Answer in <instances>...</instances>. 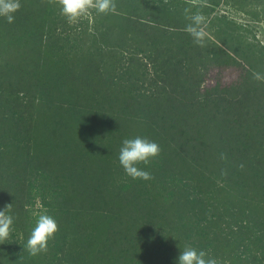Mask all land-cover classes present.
<instances>
[{"label":"trees","instance_id":"16d2710c","mask_svg":"<svg viewBox=\"0 0 264 264\" xmlns=\"http://www.w3.org/2000/svg\"><path fill=\"white\" fill-rule=\"evenodd\" d=\"M115 3L68 29L49 0L0 18V209L14 221L0 264H177L186 245L264 264V47L234 20L264 23V0ZM185 7L206 17L203 47ZM233 68L237 82L205 86ZM135 137L161 149L137 165L147 181L119 163ZM39 213L58 231L31 256Z\"/></svg>","mask_w":264,"mask_h":264},{"label":"clouds","instance_id":"9594fccd","mask_svg":"<svg viewBox=\"0 0 264 264\" xmlns=\"http://www.w3.org/2000/svg\"><path fill=\"white\" fill-rule=\"evenodd\" d=\"M49 2L59 5L60 14L70 25L78 23L82 18L91 16L93 10L99 14L116 13L115 0H49ZM187 3L195 6L197 0H187ZM20 7V0H0V18H4L9 24L13 23L15 13ZM183 14L185 19L189 21L183 30L193 38L194 44L203 47L205 38L208 36L205 15L200 10L193 11L192 7H185ZM253 78L264 80V76L257 72H253ZM160 151L158 143L146 138L124 139L118 159L126 175L133 180L147 181L152 179L151 173L138 168L137 165L140 163L148 165L152 159L159 156ZM224 158L222 154L221 159ZM224 174L226 173H222V175ZM11 209L12 204H6L3 209H0V241L7 240L10 236L14 222L13 217L9 214ZM57 231L58 225L52 216L39 214L23 252L27 251L31 256L47 252L48 242ZM177 264H218V261L207 251L197 250L186 245L177 258Z\"/></svg>","mask_w":264,"mask_h":264},{"label":"rangeland","instance_id":"374dc122","mask_svg":"<svg viewBox=\"0 0 264 264\" xmlns=\"http://www.w3.org/2000/svg\"><path fill=\"white\" fill-rule=\"evenodd\" d=\"M59 6V5H58ZM87 18H82L79 22L86 23ZM234 20L241 24L246 25L248 32L246 33V38L248 42L253 43L257 47H264V23H258V24H252L248 23L247 19L243 15H235ZM78 23L70 25L68 22L65 24V28L68 29L70 27H77ZM91 24V23H89ZM238 70L235 71V69H228L222 72H219V70H212L211 74L207 77L205 86H212L215 85L216 82H218L220 85L225 86L231 81H236V79L239 76ZM238 81V80H237ZM236 81V82H237ZM233 84V83H232ZM231 84V85H232ZM41 209L40 203L38 198L35 199L34 205L30 206V217L33 219L35 216H37L38 210ZM41 214V213H39Z\"/></svg>","mask_w":264,"mask_h":264}]
</instances>
